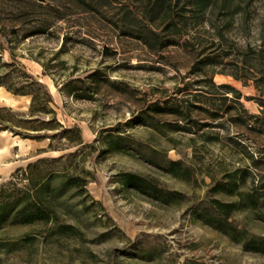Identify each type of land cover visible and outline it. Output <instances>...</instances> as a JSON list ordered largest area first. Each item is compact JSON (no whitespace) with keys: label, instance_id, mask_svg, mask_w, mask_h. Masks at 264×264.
Segmentation results:
<instances>
[{"label":"rangeland","instance_id":"1","mask_svg":"<svg viewBox=\"0 0 264 264\" xmlns=\"http://www.w3.org/2000/svg\"><path fill=\"white\" fill-rule=\"evenodd\" d=\"M48 1L66 15L53 34L25 37L28 24L9 34L10 44L52 92L58 120L81 127L84 143L43 151L49 139L0 131V192L21 196L41 170L57 173V185L66 173L82 186L58 193L56 235L14 247L6 262L264 264V0H87L100 10L95 16L88 4ZM15 11L0 4L6 32ZM145 36L159 42L150 47ZM70 79L85 98L63 86ZM20 97L12 107L27 112L31 96ZM122 173L182 196L155 200L123 186ZM216 200L235 204L225 231L210 222L223 218ZM46 230L7 227L4 237Z\"/></svg>","mask_w":264,"mask_h":264},{"label":"trees","instance_id":"2","mask_svg":"<svg viewBox=\"0 0 264 264\" xmlns=\"http://www.w3.org/2000/svg\"><path fill=\"white\" fill-rule=\"evenodd\" d=\"M14 4L17 6V12L14 26L10 27V31L6 32L7 25L4 23L0 15V69L5 68L7 71L4 78L0 80V87H5L9 92L15 95H30L31 103L27 112L14 109L12 106H0V131H10L14 136H21L24 139L45 140L49 139L48 149L43 151H62L73 146L84 143L83 132L80 126L71 127L64 126L57 118V111L51 107V103H55L54 96L48 86L41 81L38 76L29 73L26 66L18 59L14 52V41L9 34H18L21 26L27 27L32 24L24 34L25 37L33 36H51L55 27V23L65 18V14L48 0H0L2 3ZM198 5H206L209 0H195ZM73 4H88L90 14L93 16L100 10L87 0H71ZM170 9V8H169ZM169 9L166 10L170 13ZM30 10V11H29ZM72 15L80 14L78 11H72ZM33 15V17H30ZM143 42L150 47L154 43H158L159 39L154 36L148 38L142 37ZM109 52V49H106ZM10 52V59L5 60V53ZM25 78V83L18 80L19 77ZM75 80L70 79L63 84L68 92L76 98H85L79 91L74 88ZM59 87V85H56ZM62 90V87L59 88ZM226 112L230 111V107L225 108ZM182 114V113H181ZM49 115L50 119H44ZM216 118L221 115L214 114ZM181 128V127H180ZM51 130L52 133L48 131ZM59 141L65 139L66 142L58 145ZM67 155L63 154L57 158L41 157L30 163V167H41L51 161H59ZM69 156V155H68ZM178 164L177 162L173 163ZM23 169H19L21 171ZM38 179L31 180V189L23 193L15 199H4V195L0 192V264L7 263V258L14 247L31 248L36 246L40 240L48 241L52 236L56 235L54 227L51 226L57 220L55 202L58 193L72 187H81L82 184L72 176L62 175L59 185L55 184L58 178L57 173L53 171L41 170ZM120 182L127 188H133L136 191L147 194L155 198V200L164 203H173L182 195L176 191H169L160 187L154 181L147 179L136 173H122L119 175ZM237 186L238 183H235ZM228 185H223L220 190L229 191ZM215 207L223 218L211 217L210 222L220 226L221 230H227L229 224L228 218L234 211L235 204L224 203L220 200L215 201ZM37 225L47 226L45 233L25 232L21 236L11 239L4 237V229L7 227H34ZM61 228H65L62 226ZM72 228V227H66ZM63 230V229H62ZM42 234V235H41ZM43 236V239L42 237ZM14 264V263H11Z\"/></svg>","mask_w":264,"mask_h":264},{"label":"bare ground","instance_id":"3","mask_svg":"<svg viewBox=\"0 0 264 264\" xmlns=\"http://www.w3.org/2000/svg\"><path fill=\"white\" fill-rule=\"evenodd\" d=\"M49 85L53 90H56V87L52 80H50ZM30 98V97H28ZM21 97L20 95L15 96L11 92H9L5 87H0V105H10L14 106L20 103ZM23 103V102H22ZM6 131H1V133H5ZM17 144V143H16ZM2 157V150L0 149V159Z\"/></svg>","mask_w":264,"mask_h":264}]
</instances>
